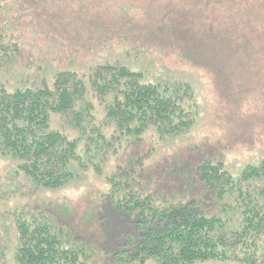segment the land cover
<instances>
[{"label": "rangeland", "instance_id": "374dc122", "mask_svg": "<svg viewBox=\"0 0 264 264\" xmlns=\"http://www.w3.org/2000/svg\"><path fill=\"white\" fill-rule=\"evenodd\" d=\"M0 34L19 46L0 63L7 88L50 84L57 70L87 74L97 63L116 61L153 82L188 83L196 110L174 136L149 127L140 140L123 134L97 152L83 151L81 138L77 151L86 165L72 159L74 175L58 187L34 184L18 157L0 153V264H19L16 219L38 211L92 247L89 264H119L111 249L127 239L137 214L111 198L107 177L115 169L122 178L118 170L132 168L130 181L158 201L193 200L212 214L232 197L221 201L200 183L196 165L219 159L236 175L264 157V0H3ZM88 97L99 123L104 102L91 91ZM68 119L52 112L50 126L79 135ZM112 129L113 123L103 126L107 135ZM140 264L161 263L148 257Z\"/></svg>", "mask_w": 264, "mask_h": 264}, {"label": "trees", "instance_id": "16d2710c", "mask_svg": "<svg viewBox=\"0 0 264 264\" xmlns=\"http://www.w3.org/2000/svg\"><path fill=\"white\" fill-rule=\"evenodd\" d=\"M18 49L16 41L0 34V63ZM88 91L104 102L99 123ZM193 102L188 83L153 82L116 61L97 63L87 74L57 70L50 84L7 88L0 81V153L18 157L34 184L58 187L73 177L72 159L86 165L77 151L81 138L83 151L97 152L123 134L140 140L149 127L161 136H174L193 122ZM52 112L67 115L79 135L71 137L50 126ZM110 123L113 129L107 135L103 126ZM195 172L218 199L232 197L219 213L201 212L193 200L158 201L152 193H142L130 181L132 168H120L122 178L116 169L107 177L115 206L137 214L127 239L111 249L117 263L140 264L154 257L161 264L205 259L264 264V157L246 163L236 175L219 159L203 160ZM16 228L13 257L19 264H89L93 255L89 244L75 240L42 212L19 216Z\"/></svg>", "mask_w": 264, "mask_h": 264}]
</instances>
